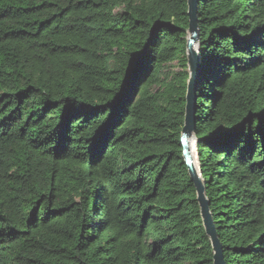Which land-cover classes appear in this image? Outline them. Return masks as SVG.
<instances>
[{"label":"trees","instance_id":"1","mask_svg":"<svg viewBox=\"0 0 264 264\" xmlns=\"http://www.w3.org/2000/svg\"><path fill=\"white\" fill-rule=\"evenodd\" d=\"M187 11L0 0V264H214L181 147ZM197 24L213 223L225 264H264V0H198Z\"/></svg>","mask_w":264,"mask_h":264},{"label":"water","instance_id":"2","mask_svg":"<svg viewBox=\"0 0 264 264\" xmlns=\"http://www.w3.org/2000/svg\"><path fill=\"white\" fill-rule=\"evenodd\" d=\"M187 6H188L187 16L189 20V27L187 32L188 33L187 56L189 62L188 72L190 74V78L187 86L184 129L181 136L182 155L190 179L197 191V196H198L197 200L201 209L204 228L213 248L214 264H225L223 258V248L219 241L213 223L212 215L210 212V205L206 197L204 182L199 170L196 148H195V144H196L195 105L197 101L195 92H196L197 81L201 68L199 52H198V40H199V30L197 24L198 0H187Z\"/></svg>","mask_w":264,"mask_h":264},{"label":"rangeland","instance_id":"3","mask_svg":"<svg viewBox=\"0 0 264 264\" xmlns=\"http://www.w3.org/2000/svg\"><path fill=\"white\" fill-rule=\"evenodd\" d=\"M176 65V64H175ZM175 70V71H174ZM174 72H176V73H180L181 72V69L180 68H178L177 66L174 68Z\"/></svg>","mask_w":264,"mask_h":264},{"label":"bare ground","instance_id":"4","mask_svg":"<svg viewBox=\"0 0 264 264\" xmlns=\"http://www.w3.org/2000/svg\"><path fill=\"white\" fill-rule=\"evenodd\" d=\"M196 48H197V46H196Z\"/></svg>","mask_w":264,"mask_h":264}]
</instances>
